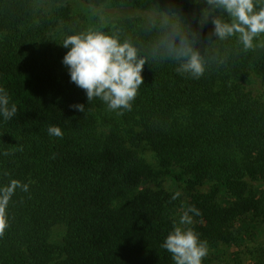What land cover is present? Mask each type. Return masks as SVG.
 Wrapping results in <instances>:
<instances>
[{
  "label": "trees",
  "instance_id": "1",
  "mask_svg": "<svg viewBox=\"0 0 264 264\" xmlns=\"http://www.w3.org/2000/svg\"><path fill=\"white\" fill-rule=\"evenodd\" d=\"M76 2L146 15L88 31ZM214 18L233 19L206 0H0V89L17 108L0 117V264H174L160 245L176 226L206 242L203 261L233 264L232 249L236 264H264V33L245 50L239 33L215 35ZM174 30L199 55V78L177 71ZM93 31L145 61L122 114L89 103L61 62L66 36ZM189 207L199 215L180 225Z\"/></svg>",
  "mask_w": 264,
  "mask_h": 264
},
{
  "label": "clouds",
  "instance_id": "2",
  "mask_svg": "<svg viewBox=\"0 0 264 264\" xmlns=\"http://www.w3.org/2000/svg\"><path fill=\"white\" fill-rule=\"evenodd\" d=\"M213 9H222L233 18L232 23H225L214 18L215 35L220 39L231 37L239 33V40L245 50L253 47V39L264 33V6L255 11L254 0H206ZM264 4V0H260ZM178 30L168 38V51L177 58L184 57V63L177 71L190 72L194 79L199 78L204 67L199 55L187 44L183 36H179V44L174 37ZM62 46L68 50L62 57V64L66 67L70 82L84 90L87 101L94 99L106 105L108 110L122 114V110H131L132 101L137 96L143 77L141 75L145 63L138 57L135 46L128 41L99 31L66 36ZM77 111L85 112L83 104L70 105ZM17 108L10 104L9 97L0 89V117L5 120L16 115ZM50 136L60 137V128L51 126L47 129ZM24 190L27 188L25 186ZM11 189L8 190L10 194ZM178 194L173 195L176 199ZM7 202V196L0 203ZM199 215L195 207H189L179 217L180 225H190L192 215ZM3 222L0 221V231ZM160 247L171 254L174 264H202V259L208 254L205 241L191 228L174 227L165 236Z\"/></svg>",
  "mask_w": 264,
  "mask_h": 264
},
{
  "label": "rangeland",
  "instance_id": "3",
  "mask_svg": "<svg viewBox=\"0 0 264 264\" xmlns=\"http://www.w3.org/2000/svg\"><path fill=\"white\" fill-rule=\"evenodd\" d=\"M74 8L76 11L81 14L84 19L85 23L87 26V30L91 31L94 27H97L102 24H110L116 19H118L121 16H126V15H146L142 10H138L136 8H131V7H113L112 5H100V6H89L83 3H78L76 2L74 4ZM147 15H152L154 18L161 19L162 21L165 22H173L177 19L179 15L177 14H172V15H164L160 13H148ZM144 154L149 162H154V157L152 152L149 149H146L144 151ZM155 165V163H154ZM63 227H55L53 230L52 234V239L56 242H60L62 235H63ZM257 236L259 233H255ZM227 250V259L231 260L233 264H236V262H239L241 260V255L236 254L235 251H232V249H224ZM208 257H211L208 256ZM214 255L212 256L213 261H203L202 259V264H224L221 262H217V260L213 259ZM210 259V258H209ZM226 264V263H225Z\"/></svg>",
  "mask_w": 264,
  "mask_h": 264
}]
</instances>
